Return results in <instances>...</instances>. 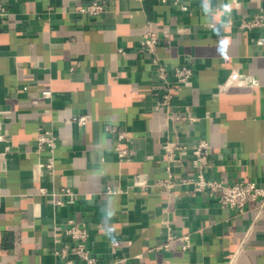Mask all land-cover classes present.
<instances>
[{"label": "crops", "instance_id": "obj_1", "mask_svg": "<svg viewBox=\"0 0 264 264\" xmlns=\"http://www.w3.org/2000/svg\"><path fill=\"white\" fill-rule=\"evenodd\" d=\"M1 1L0 264H56L53 235L70 218L87 223L101 264H264L259 200L239 213L180 181L196 175L192 147L206 139L208 178L264 185V25L243 26L264 0ZM94 1L105 10H82ZM149 30L167 82L140 51ZM179 66L192 68L189 83L175 79ZM46 129L58 140L53 169L38 143ZM167 144L185 146L171 189L157 185ZM65 187L76 197L56 205ZM168 225L190 234L189 249L158 248Z\"/></svg>", "mask_w": 264, "mask_h": 264}, {"label": "built area", "instance_id": "obj_2", "mask_svg": "<svg viewBox=\"0 0 264 264\" xmlns=\"http://www.w3.org/2000/svg\"><path fill=\"white\" fill-rule=\"evenodd\" d=\"M167 2L169 0H161ZM177 3L179 0H173ZM183 9H187L186 5L182 6ZM84 12L97 15L105 10V3L94 1L82 8ZM9 12L6 5L0 0V19H4L8 16ZM215 25V24H213ZM264 25V14L260 13L255 15L252 19L243 23L244 27L252 26H263ZM159 42V35L157 30H149L145 33L140 43V51L150 52L155 54L156 48ZM157 64V74L164 80L168 81V78L172 75V72L162 63H160L156 54L154 56ZM192 68L189 66H179L173 71L175 79L180 83H189L192 76ZM45 97L51 96V91L43 92ZM170 94L166 97L168 98ZM190 120H194L193 116L189 117ZM74 120L84 125L88 121V116L79 115L75 116ZM113 131L119 133L120 139H128L127 135L120 131L118 128H112ZM39 148H46L52 155L50 161L46 166L50 169L54 168V154L58 146L57 136L50 129H46L40 132L38 137ZM185 146H175L174 144H167L165 146L167 151L168 164V177L160 180L157 185L171 189L175 187L177 181L174 178L171 163L177 159L176 149L184 148ZM194 159L193 166L196 169V175L192 177H185L180 181L182 183L192 184V192L206 193L209 198L218 202L221 206L235 210L236 212H244L248 204L252 201L259 200L261 205H264V185H260L252 180H239L235 182H228L225 180L208 178L206 176V170L209 167V155L211 145L206 139H201L193 147ZM118 155L121 158H125L129 155L126 148L117 147ZM136 185H145L146 182L142 181L140 176L135 178ZM56 196L55 204L63 205L64 201L61 196H70L71 200L76 197L75 192L68 187L62 188L59 192H54ZM168 239L164 244H161L158 248L168 249L170 242L174 239H179L182 242L183 249L187 250L191 247L192 238L190 234L176 235L172 232L171 227L167 226ZM63 235H65L70 241L64 242ZM90 231L88 225L83 220H77L70 218L67 225L62 229L61 233L56 232L53 235V241L55 243H62V247L56 250L58 255V262L56 264H101L99 256L94 252L89 244Z\"/></svg>", "mask_w": 264, "mask_h": 264}]
</instances>
